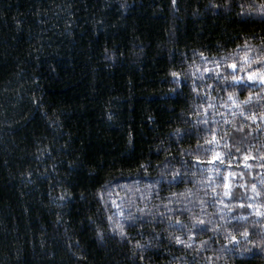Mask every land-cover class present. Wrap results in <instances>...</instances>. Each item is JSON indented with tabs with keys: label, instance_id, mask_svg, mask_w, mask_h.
<instances>
[{
	"label": "trees",
	"instance_id": "obj_1",
	"mask_svg": "<svg viewBox=\"0 0 264 264\" xmlns=\"http://www.w3.org/2000/svg\"><path fill=\"white\" fill-rule=\"evenodd\" d=\"M261 77L264 0H0V264H264Z\"/></svg>",
	"mask_w": 264,
	"mask_h": 264
},
{
	"label": "snow or ice",
	"instance_id": "obj_2",
	"mask_svg": "<svg viewBox=\"0 0 264 264\" xmlns=\"http://www.w3.org/2000/svg\"><path fill=\"white\" fill-rule=\"evenodd\" d=\"M175 3H176V0H173V4H175ZM232 67L235 69L236 66L232 65ZM205 71H208V70L206 69ZM173 75L176 76L177 74L173 73ZM249 79H252L251 75L249 76ZM261 79L264 80V77H261ZM233 80H236L237 82H239V79L234 74H233ZM253 187H255V186H253ZM201 223H203V221H201ZM180 227H183V225H180ZM201 230H203V229H201ZM244 235H247V233L245 232ZM175 239L178 243H183V241L180 239V237L177 236V237H175ZM232 240H236V237L232 236ZM187 246H191V245H187Z\"/></svg>",
	"mask_w": 264,
	"mask_h": 264
}]
</instances>
